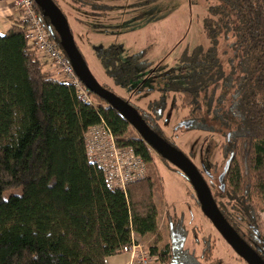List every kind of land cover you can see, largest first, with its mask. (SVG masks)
<instances>
[{
  "label": "trees",
  "instance_id": "trees-1",
  "mask_svg": "<svg viewBox=\"0 0 264 264\" xmlns=\"http://www.w3.org/2000/svg\"><path fill=\"white\" fill-rule=\"evenodd\" d=\"M206 2L203 31L211 45L186 49L171 73L159 75L142 51L124 56L118 43L95 51L118 87L137 79L138 70L158 74V88L146 91L160 93V99L149 109L121 97L161 136L167 98L179 95L181 108L188 110V129L224 138L219 145L228 163L224 178L218 177L220 185L205 179L226 220L264 257V0ZM36 6L49 37L70 62L59 34ZM92 7L102 10L99 14L110 8L95 2ZM26 31L27 23L18 17L0 33V264H107L109 256L125 252L133 233L154 237L151 252L165 264H209L216 247L211 236H203L198 256L182 245L188 237L184 217L170 211L171 242L159 248L155 182L147 175L125 189L109 186L104 171L88 159L86 134L105 120L118 144L132 147L147 166L157 155L172 164L105 99L99 97L97 105L84 102L73 84L49 68ZM222 39L231 52L226 69ZM131 127L137 137L127 136ZM196 204L201 207L197 197Z\"/></svg>",
  "mask_w": 264,
  "mask_h": 264
},
{
  "label": "rangeland",
  "instance_id": "rangeland-1",
  "mask_svg": "<svg viewBox=\"0 0 264 264\" xmlns=\"http://www.w3.org/2000/svg\"><path fill=\"white\" fill-rule=\"evenodd\" d=\"M10 5V14L0 10V33H4L13 21L20 16L13 6V0H4ZM90 4L81 6L72 0H58L68 16L74 37L83 53L92 73L103 84L113 87V90L136 105L139 109H149L151 101L160 97L158 92H148V88H158L161 83L158 74L151 68L144 72L138 70L125 87H118L109 78L100 65L95 49L97 46H108L118 43L123 48V55L143 52L145 59L154 63L153 68L161 70L162 74L171 73L182 53L197 45H211L203 31V18L207 14L206 0H90ZM106 3L111 7L104 14L99 9H93L92 4ZM0 5L5 6L4 4ZM12 13V14H11ZM229 41L222 39L219 52L223 65L228 68L227 58L231 56ZM52 70V69H51ZM152 71V72H151ZM139 88L140 93L132 91ZM179 95L172 96L164 109L163 127L165 136L177 149H180L192 160L199 171L205 174L213 185H220L218 176L224 169L225 159L219 144L223 137L186 126L187 109L181 108ZM92 100L101 104V99L91 95ZM176 101V103H175ZM176 104V106H175ZM160 109L161 106L155 107ZM127 136L137 137L138 133L130 128ZM173 136V137H172ZM175 137H177L175 139ZM179 137V138H178ZM217 163L218 172L213 168ZM222 163V165H221ZM148 176L155 182L154 198L158 207V224L162 234L159 248L171 242L167 212L183 216L188 227V237L185 247L198 256L202 253V238L210 235L215 242L213 259L209 264H248L222 236L212 221L196 204V192L191 184L173 165L166 164L160 156L148 163ZM205 172V173H204ZM210 172V174H207ZM260 226L264 236V210L260 214ZM149 235V234H148ZM138 237V235H137ZM151 246L154 237L140 239Z\"/></svg>",
  "mask_w": 264,
  "mask_h": 264
},
{
  "label": "built area",
  "instance_id": "built-area-1",
  "mask_svg": "<svg viewBox=\"0 0 264 264\" xmlns=\"http://www.w3.org/2000/svg\"><path fill=\"white\" fill-rule=\"evenodd\" d=\"M20 18L27 23L26 38L35 44L40 56L50 61L49 68L61 78L73 84L81 99L86 103L92 100L90 90L80 80L75 70L57 44L49 37V32L37 9L35 0H13ZM86 151L88 159L100 167L107 184L114 188L125 189L130 183L148 175L147 163L130 146H120L105 120L93 125L86 134ZM130 253L131 264H165L160 254H153L149 246L144 245L135 233L131 243L124 248Z\"/></svg>",
  "mask_w": 264,
  "mask_h": 264
},
{
  "label": "water",
  "instance_id": "water-1",
  "mask_svg": "<svg viewBox=\"0 0 264 264\" xmlns=\"http://www.w3.org/2000/svg\"><path fill=\"white\" fill-rule=\"evenodd\" d=\"M35 1L43 9L52 27L59 34L62 48L67 53L70 63L80 80L91 92L105 99L111 106L120 111L141 136L156 149L158 154L178 168L190 180L202 211L236 252L249 264H264V260L246 244L237 230L229 224L220 212L207 180L192 160L183 151L177 149L152 129L144 120L137 107L117 95L114 91L104 87L96 79L76 43L69 20L62 9L54 0ZM227 168L228 163L225 167V172ZM225 172L220 176L221 181L224 178Z\"/></svg>",
  "mask_w": 264,
  "mask_h": 264
},
{
  "label": "crops",
  "instance_id": "crops-1",
  "mask_svg": "<svg viewBox=\"0 0 264 264\" xmlns=\"http://www.w3.org/2000/svg\"><path fill=\"white\" fill-rule=\"evenodd\" d=\"M0 2H2L1 4H4L5 6L3 5H0V10L2 11H5V14H10L9 11H10V5L5 3L4 0H0ZM12 14V13H11ZM150 235H145V236H139L138 235V238L139 239H147L149 238ZM132 261H131V255L130 253H127V252H124V253H118L116 255H111L107 258V264H131Z\"/></svg>",
  "mask_w": 264,
  "mask_h": 264
},
{
  "label": "flooded vegetation",
  "instance_id": "flooded-vegetation-1",
  "mask_svg": "<svg viewBox=\"0 0 264 264\" xmlns=\"http://www.w3.org/2000/svg\"><path fill=\"white\" fill-rule=\"evenodd\" d=\"M87 1V3L89 4L91 1L90 0H86ZM106 0H104L103 2H105ZM107 2V1H106ZM96 3V2H95ZM88 4H86V5H88ZM99 4V3H98ZM102 5L103 4H105V5H107V6H109V7H111V5H109V4H106V3H101ZM58 5V4H57ZM59 6V5H58ZM61 9H62V7L61 6H59ZM62 11H64L63 9H62ZM102 10H100V12H101ZM159 99H160V97H159ZM158 99V100H159ZM157 101V100H156ZM151 102H153V101H151ZM151 102H150V104H151ZM176 103V102H175ZM150 104H149V107H150ZM167 107V105L165 106V108ZM163 116H164V113H163ZM161 120H163V119H160V121ZM159 121V123H160V125H161V127H162V129H163V132H164V139H166L169 143H170V141L166 138V136H165V130H164V127H163V123L161 124V122ZM186 126L187 127H189V124H190V122L188 123L187 121H186ZM148 124V123H147ZM157 132V131H156ZM158 133V132H157ZM159 134V133H158ZM160 135V134H159ZM161 136V135H160ZM173 137V136H172ZM177 137H175V139H176ZM179 138V137H178ZM220 145V144H219ZM174 146V145H173ZM220 147V146H219ZM223 160H224V158H223ZM214 166H213V168H215V171H218V169H220V167L218 166V164L217 163H214L213 164ZM221 165H222V163H221ZM225 167H226V165L224 166V169H223V171L221 172V174L218 176L219 177V180L221 181V179H220V176L225 172ZM201 172V171H200ZM205 173V172H204ZM210 173V172H209ZM201 174L203 175V176H205V174H203L202 172H201ZM206 178V177H205ZM211 189V188H210ZM212 192V191H211ZM213 194V193H212ZM230 224V223H229ZM232 226V225H231ZM238 232V231H237ZM239 233V232H238ZM240 235V234H239ZM241 236V235H240ZM242 238V237H241ZM243 239V238H242ZM244 240V239H243ZM186 241H187V239L185 240V242L184 243H182V245H184V247H185V245H186ZM245 241V240H244ZM246 242V241H245ZM246 244L255 252V253H257V255H259L263 260H264V257L259 253V252H257L254 248H252L247 242H246ZM242 259H244L243 257H242ZM245 260V259H244ZM246 261V260H245ZM247 262V261H246ZM248 263V262H247ZM249 264V263H248Z\"/></svg>",
  "mask_w": 264,
  "mask_h": 264
},
{
  "label": "snow or ice",
  "instance_id": "snow-or-ice-1",
  "mask_svg": "<svg viewBox=\"0 0 264 264\" xmlns=\"http://www.w3.org/2000/svg\"><path fill=\"white\" fill-rule=\"evenodd\" d=\"M0 35H2V34H0Z\"/></svg>",
  "mask_w": 264,
  "mask_h": 264
},
{
  "label": "bare ground",
  "instance_id": "bare-ground-1",
  "mask_svg": "<svg viewBox=\"0 0 264 264\" xmlns=\"http://www.w3.org/2000/svg\"><path fill=\"white\" fill-rule=\"evenodd\" d=\"M146 178V177H145Z\"/></svg>",
  "mask_w": 264,
  "mask_h": 264
}]
</instances>
